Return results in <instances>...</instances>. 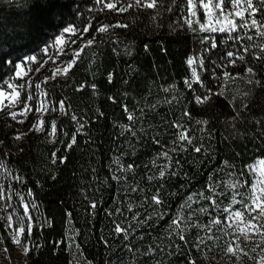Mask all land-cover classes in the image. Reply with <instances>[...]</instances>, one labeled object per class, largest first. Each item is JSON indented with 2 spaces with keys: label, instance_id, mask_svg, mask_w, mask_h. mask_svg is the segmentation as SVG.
Returning <instances> with one entry per match:
<instances>
[{
  "label": "trees",
  "instance_id": "16d2710c",
  "mask_svg": "<svg viewBox=\"0 0 264 264\" xmlns=\"http://www.w3.org/2000/svg\"><path fill=\"white\" fill-rule=\"evenodd\" d=\"M170 4L164 0L159 8L118 13L99 10L95 0H0V87L22 57L39 56L65 27L82 32L92 22L81 43L73 45L84 50L65 76L48 78L50 71L44 72L40 88L51 111L40 130L31 129L32 117L18 122L0 113V160L15 177L13 201L21 198L29 205L32 223L23 264H254L259 258L264 264V237L256 232L242 239L228 227L229 213L223 211L241 208L232 203L233 193L247 195L252 183L247 166L264 159V61L254 59L260 50L247 39L200 31L198 18L189 27L184 6L178 3L168 12ZM117 21L128 27L96 32ZM248 34L254 37L251 44L264 43L254 30ZM93 35L95 41L85 47ZM228 51L244 59L230 64ZM194 68L199 82L192 77ZM196 96L209 98L197 103ZM181 130L194 146L203 145L201 152L178 141ZM165 165L166 177L160 178ZM232 183L244 186L232 189ZM161 185L163 204L155 205L151 197ZM210 187L224 193L212 196L216 207L199 195H212ZM189 196L191 207L181 208ZM201 207L208 211L201 213ZM177 214L185 241L168 227ZM214 218L221 223L211 231L200 227ZM253 222L264 224V218ZM116 224L129 229L127 240L115 233ZM229 245L235 255L227 254ZM8 246L0 228V264H14ZM150 248L154 251L143 255Z\"/></svg>",
  "mask_w": 264,
  "mask_h": 264
},
{
  "label": "snow or ice",
  "instance_id": "6c2138e0",
  "mask_svg": "<svg viewBox=\"0 0 264 264\" xmlns=\"http://www.w3.org/2000/svg\"><path fill=\"white\" fill-rule=\"evenodd\" d=\"M96 5L101 6L99 10L108 9L110 11H115L118 13H125L128 12L132 8H144V9H153V8H159L164 5V0H95ZM182 4L183 11L187 13L188 17L185 20V23L191 27L193 20L191 18L198 17V13L202 10L204 12V21L201 22L199 19L196 20V23L199 24L200 31H208V32H219V33H226L229 40H234L239 42L242 39H247L250 42L251 47L259 48L261 55L256 56L254 55V59L264 61V43L260 44H251V42L254 40V37L252 35L248 34L249 30H254L255 35L258 36L262 41H264V0H171L170 6H168L165 10L168 12L173 11V6H176L177 4ZM119 5V7H118ZM92 27V22L88 21L87 24H85L81 36H83L84 33H88L89 30ZM116 28V27H128L127 24H124L120 21H117L114 25H101L96 29V32L98 33H104L108 31L109 28ZM78 29L74 27H65L63 29V33H68L75 35ZM195 31V29H193ZM243 31V35H240ZM233 33H236V35H233ZM96 37L93 35L91 39L87 40V44L85 47L90 46L95 41ZM208 39V38H205ZM203 42V41H202ZM67 43L65 40V37L63 35H58L55 38L54 46H61L58 49V52L63 51V46ZM71 43H76L75 40H72ZM216 42H212V47H216ZM249 45H245L243 47L244 52H249ZM84 48H80L78 50L74 51L73 60L69 63L67 67H71V63L75 62V59L79 57L80 52H82ZM47 51V49H45ZM227 56L229 58L230 64H235L236 59L243 60V56H236V53L232 51L227 52ZM35 57H29V61H35ZM193 59L190 57L187 61V63L191 66L193 64ZM6 63H11V61H6ZM67 67L63 70L65 73L67 72ZM15 68V76L20 77L23 72V67L20 63H16L14 65ZM39 69H37L38 71ZM60 70L57 69L56 72L53 73V77L59 72ZM247 72L251 75L254 73V69L252 67H248ZM230 74L228 72H224V76L228 77ZM192 77L199 82L200 77L194 68L192 71ZM47 79V78H46ZM112 74L109 73V81L111 82ZM185 83L188 84L189 87H191L190 81H185ZM257 83H260V81H257ZM20 87H23V85H13L12 83L7 84V88L11 89V93H6L3 90H0V111L4 110L6 107L14 108L17 104H23L24 108L27 111H32V108L29 107V105L22 100L21 93L18 90ZM36 89H40V84L37 83L35 85ZM83 87V85H81ZM95 85H93V88ZM165 91H169V89H165ZM43 94V93H42ZM208 96H196L195 100L197 103H204L208 100ZM8 101V104H4V100ZM28 100L33 99L32 96L27 97ZM111 99V98H110ZM61 109L64 108V102H60ZM47 110L44 108V105H41V108H37L36 111L39 112L41 109ZM125 111L127 112L128 109L125 106ZM24 112H20L19 115H24ZM10 117L15 120L18 113L16 111L9 112ZM185 115H190V113L185 112ZM73 119L75 120L76 117L73 116ZM129 120L134 119L132 115L128 116ZM22 122V121H21ZM199 123V122H198ZM44 121H39L38 124L33 125V128L36 130H40V125H43ZM173 127L181 128L183 129L182 125L174 124L171 125ZM80 127L82 128L83 125L81 124ZM56 125L55 122H52V132L50 134L54 135L56 133ZM130 130V129H129ZM15 139L19 140L21 139V135H17ZM178 141L180 142H187L189 145H193V141L189 135H186L185 130H181L178 134ZM73 143H75V136H73ZM156 143H159V141H156ZM72 145L69 144L68 147L70 148ZM203 148V145L200 146H194L193 150L197 153L201 152ZM175 151V149H173ZM187 148H184L183 151H187ZM53 163L56 162V153H53ZM163 156L171 159L168 156V153H163ZM60 162H63V158L60 159ZM117 164L119 163V159L115 161ZM176 165L180 164V161L177 159L175 161ZM225 165H227V162H225ZM6 167L3 164V161L0 160V168ZM133 165H128L127 168L131 169ZM168 165H165L161 170L159 171V177L165 178L166 177V169ZM249 172L253 175V182L250 184V186L247 189V195L241 194L238 190L233 193L232 196V203L233 204H240V209L233 210L231 206L226 207L223 209L224 212L229 213L228 219H231L233 223H235L237 220L243 222L245 220V213L248 214L247 216V225L249 228L253 229L255 232L260 233L262 237H264V224H258L253 223V221H259L261 218H264V159L256 161L252 165H248ZM171 175H177L176 172H172ZM115 179H119L118 177H114ZM211 179V177H210ZM244 184L240 183H232L229 185L232 189H238L239 187H243ZM163 188V185H161L159 188H157L156 193L151 197V201L155 205H162L163 201L160 199L161 196V190ZM135 190V189H133ZM209 191L212 193V195H204L203 193H200L199 195L202 196L203 199L207 201H211L212 205L214 207L218 206L217 201L213 200V195H224L223 192L221 193H215L214 188L210 187ZM28 195H32V191H28ZM240 195L241 199L236 200V196ZM8 201L11 200V197L7 196L6 189L4 187H0V200ZM193 199L192 196H189L184 204L181 205V208H190L191 205L188 203V201H191ZM6 207H10V204L6 205ZM24 216L28 218L29 223L26 225L27 233L31 235L32 232V223H31V217L29 215V205L24 204ZM93 209L97 207L95 203L91 205ZM119 211V209H117ZM129 211H131V207H129ZM201 213H206L208 210L204 207H201L199 209ZM253 213H256V215H253ZM136 217L134 216L133 219ZM150 218V217H149ZM159 218H163L161 215ZM12 216L7 217V225L6 230L8 228L12 227ZM182 217L177 214L169 223L168 227L172 230V233L177 235L179 237V240L185 241L186 237L184 235V229L181 228L182 223ZM17 223H21L22 221H17ZM221 223L220 219H213L209 222V225H201V228H208V231H211V225H219ZM233 223L228 224V227H232ZM178 230V231H177ZM114 231L117 235H120L123 233L124 239H128L129 235V229L122 227L120 224H116ZM241 232L244 230L241 229ZM25 232V226H21L15 230V232L11 235V240L13 244L19 245L21 243V234ZM212 236H208V239H212ZM204 241L203 239H199L198 244H202ZM198 246V245H197ZM78 247V246H77ZM125 248L129 252H133L134 250L129 246L125 245ZM179 247V246H178ZM239 246L237 245V248ZM5 251H8L5 249ZM138 251V250H137ZM154 249H149L147 252L143 253V255H149L151 252H153ZM242 251V249H241ZM255 251V249H253ZM29 252V248L27 246L24 247V253L27 254ZM226 252L229 254L235 255L234 248L229 245L226 249ZM189 264H195V262H189Z\"/></svg>",
  "mask_w": 264,
  "mask_h": 264
},
{
  "label": "rangeland",
  "instance_id": "374dc122",
  "mask_svg": "<svg viewBox=\"0 0 264 264\" xmlns=\"http://www.w3.org/2000/svg\"><path fill=\"white\" fill-rule=\"evenodd\" d=\"M186 14V19L189 18L187 13ZM198 18L201 22L204 21V12L201 10L198 13V17H193L191 19ZM70 27V26H68ZM58 35H63L65 37V40L67 43L63 46V51L58 52V49L61 47L59 45L57 46H52L54 44L55 38ZM50 43H48L46 46L42 47L41 49V54L39 56L35 55H26L22 57L19 61L15 62L20 63L23 67V72L20 77L15 76V68L13 70V73L10 77L4 80L2 86L0 87V90L5 91L6 93H11V89L7 88L8 83H12L13 85H23V87H20L18 90L21 93V99L24 100L29 107L32 108V111H27L23 104H17L14 108L11 107H6L4 110L0 111V113H7L8 116L9 112L11 111H16L18 113L15 121L21 122L26 120L28 117H32L34 119V122L31 126V129L34 131H38L35 128H33V125L38 124L39 121H43V117L51 111V106L49 103L46 101L44 98V95L42 94L41 88L36 89L35 85L37 83L40 84L42 80L45 79L44 77V72L46 70L50 71L49 77L53 76V73L59 69L60 71L55 75L59 77H64L65 72L63 71L68 65L69 62L68 60L66 61V57L68 55H74V51L77 50L75 48L76 44L81 43L82 37L81 32H76L75 35L68 34V33H63V30L58 34ZM72 40H75L76 43H71ZM47 49V51H45ZM29 57H35V61H29ZM14 64V65H15ZM69 67H67L68 69ZM37 69H39L37 71ZM32 96L33 99L28 100L27 97ZM4 104L7 105L8 101L5 99ZM44 105V108L47 110H44L43 108L41 111L37 112V108H41V105ZM20 112H24V115H19ZM40 125V129H41ZM17 135H22V132L19 131L17 132L14 137ZM17 140V139H16ZM261 160V159H256L254 162H252L249 165L254 164L256 161ZM248 169V167H247ZM249 171V170H248ZM252 175V174H251ZM253 175H252V182H253ZM15 180L14 175H12L8 170L5 168H0V187H4L7 192V196L11 197V200L8 201L7 199L5 200H0V228L4 234L8 236L9 239V246L8 250L14 259V264H23L22 262V256L24 253V247L29 245L28 243V238H27V229L26 225L29 223L28 218L24 216V207L23 205L25 204L23 200L20 198L18 202H14L12 199V188H11V182ZM10 204V207H6V205ZM230 215V214H229ZM228 215V217H229ZM12 216V227L8 228L6 230V225L8 223L7 217ZM227 217V222L233 223L231 219H228ZM22 221V225L25 226V232L21 234V243L19 245L13 244L11 240V235L15 232V230L19 227H21V223H17V221ZM254 223V222H253ZM233 226L237 229L239 235L241 236L242 239H252L255 237L256 232L249 228L247 225V220H244L243 222L237 220L235 223H233ZM243 229L244 231L241 232L240 230ZM229 254V253H227ZM260 263V258L257 260L256 263L254 264H259Z\"/></svg>",
  "mask_w": 264,
  "mask_h": 264
}]
</instances>
